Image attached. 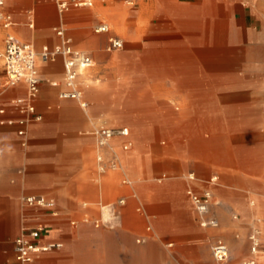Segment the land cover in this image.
<instances>
[{"label": "rangeland", "instance_id": "374dc122", "mask_svg": "<svg viewBox=\"0 0 264 264\" xmlns=\"http://www.w3.org/2000/svg\"><path fill=\"white\" fill-rule=\"evenodd\" d=\"M94 1L93 7L96 5V0ZM116 1L122 11L110 13L105 10L104 13L103 8L99 19L109 21L111 31L123 38L124 45L118 50L108 52L101 47V36L105 35L94 33L93 28L97 21L90 23L85 31L74 32L72 24L65 25L77 39L90 37L94 40L91 47L81 44L82 48L93 54L94 65L85 68L87 74L83 79L78 78L89 106L82 109L76 100H59L56 95L57 88L46 84L37 94V104L40 109H44L48 103L53 104L54 108L45 112L42 121L27 124V145L19 143L14 127L0 125L6 128V131L10 128L11 133L7 132L12 135L6 145L0 143V161L4 162V166H9L8 179H3L0 172V189L9 191V195L0 194V255L7 256L12 253L13 238L21 228L37 226L39 222H44L40 218L47 207L39 205L36 201L29 203L27 197L53 198L58 207L61 204L66 205L67 200L82 205L84 200L96 201L100 196L111 199L114 191H110V195L104 194L101 178L107 174H117L119 179L123 171L128 175L125 155L136 151L137 147L139 149L136 166L153 169L161 159L164 147L176 139L179 125L184 122L193 121V124L202 126L201 134L204 137L210 135L216 138V143H212L218 147L219 155L224 157L225 163L230 167L227 169L224 166L221 170L230 174L226 179L227 183L234 184L235 188L248 186L249 192L255 198L264 196V0H235V13L247 15V22L253 26L249 44L246 45L247 36L242 29L234 33L237 43L233 44V47H178L183 56L196 55L197 58L190 63V59L185 56L183 64L177 63V66H173L167 58L169 47H157L150 53L154 57L148 61L146 41L152 39L153 30L164 28L168 31L172 20L169 18V12L176 9L179 1L183 0H154V16L145 20L140 18V11L139 19L129 16L139 8V0ZM129 1L133 3H128ZM101 2L107 5L114 0ZM206 4H218L213 9H222L220 2ZM158 10L160 16H156ZM171 26H176L175 21ZM134 27L137 33L131 34ZM145 27H149V34ZM157 36L159 40L162 39L161 36L168 39L167 33H155V37ZM4 37L5 34L1 36L0 47V108L5 109L4 105L17 91L5 85L2 57ZM208 49L220 50L217 52L218 57L212 61H203L201 56ZM51 65L48 63L45 71L48 69L55 72V78L60 77L61 69H51ZM172 75L174 79L179 78L184 82L168 84ZM146 81L150 82V85L146 86ZM169 88L177 92H195L196 94L190 93L196 95L195 99L161 97ZM189 109L191 113L187 111ZM181 113L183 115H180ZM103 123L113 126L127 125L133 146L129 151L122 152L119 147L121 140L118 136L113 137L111 144L119 154V164L116 168L107 166L101 171L96 160L95 137L90 133ZM44 124L48 125L47 128L54 125L56 138L53 147L42 152L34 147L37 141L31 135L34 128ZM71 124L79 125L82 129L80 136L89 142L85 145L82 142L73 143L72 135L67 131ZM41 155L55 157L58 163L52 166L41 165L44 173L39 172L40 167L36 160ZM29 156L33 159L30 164L21 165L24 169L21 172L16 170L14 174L15 168ZM245 173L250 178L247 181L241 178ZM212 179L213 177L210 181L221 182L219 177ZM40 182L44 183V187L35 188ZM90 207L89 219L83 223V212L69 213L59 208L58 220L66 221L68 227L72 226V234L80 237L76 244L78 258L73 263L130 264L129 251L122 252L119 246L120 237L104 224L95 227L94 219L100 216L99 205L90 204ZM191 211L178 217L182 225L180 228H158L151 225L147 230V239L144 242H135L136 264H183L179 259V253L183 251H186L187 255L190 254L197 264H215L210 243L216 237L224 239L230 247L232 257L230 256L229 264H241L243 260L251 258L248 236L253 226L264 230V217L255 215L250 225L242 231L241 213L237 216L236 213L225 212L224 221L234 223L237 228L230 233L220 219L218 228L201 226ZM144 217L137 214L139 224L144 220V225L138 226L134 238L138 232L146 230ZM71 219L76 220L74 225L70 224ZM83 224L90 227L77 234L78 227ZM169 241H174V245L166 246ZM233 242L234 246L231 245ZM261 244L264 245V238H261Z\"/></svg>", "mask_w": 264, "mask_h": 264}, {"label": "crops", "instance_id": "0c3cea01", "mask_svg": "<svg viewBox=\"0 0 264 264\" xmlns=\"http://www.w3.org/2000/svg\"><path fill=\"white\" fill-rule=\"evenodd\" d=\"M101 1L102 0H96L95 7H93L95 3L94 0H92V4L89 6L70 5L68 9L61 14L57 10L55 0L8 1L0 9L11 16L12 23L5 27L0 22V47H2L1 36L3 34H5V37L8 34H11L20 41L30 43L37 50L44 45H47L48 47H54L61 42V37L56 34L55 27L61 26L64 30V36L70 39V43L74 48L90 54L93 60V63L90 65V67H92L94 65L93 54L82 48L81 44L86 47H91L94 45V40L90 37H84L81 40L77 39L73 33L70 32V30L68 31L65 25L72 24L74 26V32H77L80 30L85 31L90 23H94L96 21L98 23H96L95 26L100 23H106L108 25V31L95 32L93 28L94 33L105 35V37L101 36V47H104L105 51L108 52L122 48L124 45L123 38L117 33H113L111 31L109 21L99 19L100 12L103 10V8L104 13L105 10L110 11V13L113 11L119 12L122 10H120L117 6L118 4L116 3V0H114L113 3H108L107 5L102 4ZM139 1V8L136 10V12H130L131 14L129 16L139 19L138 12L140 11L139 16L144 20L145 18L153 17L154 11L152 8L154 0ZM206 2H220L222 9L214 10L213 8L217 7L218 4L208 5ZM128 3L133 2L129 1ZM234 3L235 0L179 1L176 9H171L169 12V18H171L173 21H170L168 31L166 32L164 28L159 29L160 31L153 30L152 39L146 41L147 60L149 61L154 57V55H150V53H153L157 47H169L167 58L173 66H177V63L183 64L182 62L186 57L190 59L191 63V61H194L197 56L185 55V57L183 54H181L180 49H177L178 47H233V44L237 43L234 38V33L239 32L242 29H244V33L247 36L246 45L249 44V35L253 26L247 22V15L243 16L241 14L237 15L235 13L233 10ZM29 12L32 14V26L29 25ZM159 14L160 11L158 10L156 16H160ZM174 21L176 26L173 28L171 25L174 23ZM254 26V28H256V24ZM145 28L149 34V27ZM135 33H137L136 27L132 28L131 30V34ZM155 33L157 35L160 33L165 35L167 33L168 39H166L167 37L165 36H161L162 39L159 40L158 36V38L155 37ZM110 37H116L120 39L123 43L122 47L107 50ZM207 43H210L211 45H203ZM218 51L220 50L208 49L206 50L205 54H202L201 59L203 61H212L218 57ZM48 63L52 64L50 67L51 69L54 67L56 69H61L60 77L55 78V72H50L48 69L45 71L47 68L46 65ZM37 66L40 77L38 94L40 93V89H43L46 84H49L52 87L57 88L56 95L59 100L70 99H62L58 96L59 92L65 88L63 58L58 56L51 61L39 62ZM86 74V72L82 75L80 74L78 78L83 79ZM176 75L179 76L181 74ZM194 78L196 77L194 76ZM77 81L78 85L80 86L78 79ZM182 82L184 81L179 78L174 79L173 75L171 79L168 80V84H180ZM149 83L150 82L146 81V86L147 84L150 85ZM152 83L153 81L151 84ZM8 88L14 89V91H17V94L14 95L4 105L6 111L4 113H0V125L14 127V133L19 143L25 146L28 144L29 138L28 125L42 121L45 112L51 110L54 108V106L53 104L48 103L45 105L44 109H40L37 104V99H35V110L41 118L38 121H31L28 123V125L25 127L26 133L24 136H21L17 133L19 128L17 123L8 124L3 123L2 121L8 118L17 119L22 116L11 106L10 102L14 98L23 97L26 94L27 87L23 81H20L14 85H9ZM81 89V101L85 102L86 105L82 106L79 100L76 101L80 104L82 109H86L89 106V101L85 98L84 89ZM172 89L170 90L169 88L168 91L163 92V96L161 97L178 100L195 99L196 95L190 94L192 91L177 92ZM187 111L191 113V109ZM180 115H183V113ZM193 123L195 122L191 121L187 123L184 122L182 125H179L180 127L176 139L171 141L166 148L164 147L161 159L151 170L146 169L145 167L142 168L136 166V161L138 160V147L136 151L125 155V161L129 169L128 175L125 173V171H123L120 173L119 179L117 174H107L101 178L102 191L104 194H109L110 191H114L113 198L106 199L100 196L99 200L96 201L84 200L82 205L76 201L67 200L66 205L61 204L59 207L54 200V206L52 208H46V210L41 215L40 219L44 222H39V225L43 226L45 230L42 233L40 240L41 243L56 241L60 242L62 245L58 248L38 253L35 256L34 264H74V260H77L78 258L76 244L79 242L80 237L78 238V236H74L72 234V226L68 227L66 221L64 222L63 219L58 220L57 217L59 216L60 212L59 208L61 211L69 213L74 211L83 212V223L87 222L89 219L88 216L91 211L90 204L99 205L100 216L94 219L95 227L104 224L118 237H120L121 241L119 246L122 252H125L126 250L129 251L130 264H136L137 245L135 242H144L147 239V230L150 229L151 225L158 228H180L182 225L179 223L178 217L184 213L190 212V210H192L191 212L195 214V217L199 223L197 212L190 199V196L187 194V190L189 189L196 193H202L206 190L211 192L212 200L214 202L211 203L208 216L215 217L218 223L220 219L222 224L229 229L228 232L230 233L234 232V230L237 228H235L234 223L224 221L223 214L225 212H230L231 214L236 213L237 216L238 213H241V222L243 225L241 226L240 230L242 231L247 228L248 224L250 225V221L254 219L255 215L264 217V196L259 195L255 198L249 192L248 186L235 188L234 184L227 183L226 179L230 174L228 172H221V170L224 166H226L227 169L230 167H228V165L225 163L226 161H224V157L219 155L218 147H215V145L212 143V141L216 143V138L210 135L204 137L203 134H201L202 126H197ZM104 125L113 128L127 127V136L118 135V138L121 140V146L119 145V147L120 151L122 152H127L132 148L133 141L130 135V129L127 125L113 126L106 123ZM47 126L48 125L44 124L34 128L35 130L31 135L33 138H35V141H37L34 147L38 148V150L42 152H44L45 149L52 148L56 138L54 137V125H51V127L48 128ZM69 127L67 131L71 133V141L73 143L82 142L85 145L86 142H89V140H83L82 136H80L82 129L79 127V125L71 124ZM7 131H10V128H7ZM7 131L6 128L0 127V143L3 145H6L8 139L12 137V135L8 134L9 132ZM90 134L93 135V132ZM127 141H129L131 144L127 150H124L122 149V144ZM32 160L33 159L30 156L25 157L21 161L22 164L15 168L14 174H16V170L21 172L24 169V167L21 165H28ZM36 162L39 163V172L43 173L44 168H41V165L49 164L52 166L58 163L57 158L47 157L44 155H41V157H39ZM3 163L4 162L0 161V172L2 174L1 177L3 179H8L9 166H4ZM4 167H8V169L6 170ZM213 170H218V172L223 174H219L218 172L213 173ZM18 171L17 173H19ZM189 175H193L194 177L190 178ZM211 177H217V179L219 177L221 178V182L216 183L210 181ZM241 178L245 181L250 179L249 175L246 173L243 174ZM40 187H44V183L40 182L35 186V188L38 189ZM0 194L9 195V191L7 189H0ZM255 202H257L256 205ZM137 214L146 217H144L146 220V230H142L140 233L138 232L139 234L137 233L136 238H134V232L137 231L138 226L140 225V227H143L144 225V220L142 224H139ZM48 216L50 217L48 218ZM14 220H16V218ZM75 223V219L70 220L71 225H74ZM218 226L216 228H218ZM88 227L90 226L86 224L79 226V232L77 234H80L81 231L88 229ZM20 231L14 236L13 239H15ZM183 239L186 240L185 237ZM219 239L226 243V241L221 237H216L211 241L210 245ZM173 245L174 241L166 242V246L168 247ZM231 245L234 246L235 243L233 242ZM227 246L229 247L228 244ZM229 252L231 253L230 247ZM179 259L183 264H197L195 259L191 257L190 254L187 255L186 251L179 253ZM13 260L14 249L12 245L11 254L7 256L0 255V264H12ZM255 261L257 264V257H255ZM261 262V264H264V261Z\"/></svg>", "mask_w": 264, "mask_h": 264}, {"label": "built area", "instance_id": "2783aa9c", "mask_svg": "<svg viewBox=\"0 0 264 264\" xmlns=\"http://www.w3.org/2000/svg\"><path fill=\"white\" fill-rule=\"evenodd\" d=\"M8 1L0 0V8ZM59 13L64 12L70 5L89 6L92 0H55ZM29 25H33L32 14L29 12ZM0 22L7 27L12 23L11 16L0 9ZM95 32L108 31L106 23H100L94 27ZM56 34L61 37V42L54 47L42 46L35 49L30 43L18 40L11 34L4 39V51L2 53L3 66L6 77V85H14L20 81L26 84L27 91L23 97H17L11 100V106L22 116L20 118H8L3 123H17L19 135L25 134V127L31 121L40 120V115L35 110V99L39 92L40 77L38 73V63L54 60L56 57L63 58L64 66V83L65 88L61 90L58 96L62 99L70 98L79 100L82 106L86 103L81 101L82 89L78 85V67L90 66L93 63L89 53L76 49L70 43V39L64 36V30L61 26L55 27ZM123 43L116 37L109 38L107 50L122 47ZM5 109L0 108V113H4ZM95 144L97 149L96 160L101 171L105 168H116L119 164V154L111 144V140L115 136H127V127L113 128L104 124L98 125L93 130ZM127 141L122 144V149L127 150L130 146ZM108 152V153H107ZM216 180L213 177L212 180ZM187 194L194 205L197 212L199 223L201 226H216V218L210 217V204L212 203V194L209 190L202 193H196L191 189L187 190ZM27 201L32 203L36 201L39 205L47 208L54 206L53 199H45L43 196H29ZM45 228L41 225L34 227H23L20 233L14 239V260L12 264H34L35 256L43 251H49L60 247L62 244L56 241L41 243V235ZM260 231L254 228L250 231L248 239L250 242L251 258L243 260L241 264H256L255 256L257 253L264 254V245L259 239ZM211 253L215 264H229L230 254L226 243L222 240H216L211 245Z\"/></svg>", "mask_w": 264, "mask_h": 264}, {"label": "bare ground", "instance_id": "6f19581e", "mask_svg": "<svg viewBox=\"0 0 264 264\" xmlns=\"http://www.w3.org/2000/svg\"><path fill=\"white\" fill-rule=\"evenodd\" d=\"M61 14V13H60ZM65 16V15H64ZM44 65V64H43ZM86 67H89V66H86ZM86 67H83V66H80V67H78V70H79V75L81 74H84L85 73V68ZM45 69V68H44ZM5 85H6V83H5ZM18 89V88H17ZM19 90V89H18ZM189 177H192V176H189ZM211 217V216H210ZM215 218V217H214ZM216 221H217V219H216ZM218 221H217V225L216 226H209V227H211V228H216L217 226H218ZM254 228H257L259 231H260V233H259V239L261 240V238H264V230L262 231V229L260 228V227H258V226H253V228L251 229V230H253ZM228 249H229V247H228ZM229 254H230V252H229ZM256 257H257V264H261L262 262L261 261H264V255L262 256V255H260V253H257L256 254Z\"/></svg>", "mask_w": 264, "mask_h": 264}]
</instances>
